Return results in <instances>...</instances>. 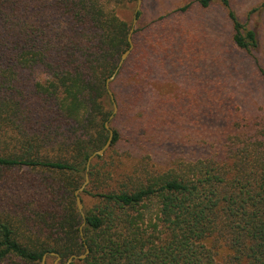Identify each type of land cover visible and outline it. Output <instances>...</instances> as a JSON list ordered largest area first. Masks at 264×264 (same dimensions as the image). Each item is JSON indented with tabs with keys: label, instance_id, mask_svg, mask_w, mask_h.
I'll return each mask as SVG.
<instances>
[{
	"label": "trees",
	"instance_id": "trees-1",
	"mask_svg": "<svg viewBox=\"0 0 264 264\" xmlns=\"http://www.w3.org/2000/svg\"><path fill=\"white\" fill-rule=\"evenodd\" d=\"M131 1L0 0V184L10 187L0 193V264H42L46 253L49 264L52 252L63 261L85 244L87 257L71 264H264V119L227 117L226 126L200 136L194 158L170 148L157 163L145 145H168L153 141L159 117L145 129L132 124L148 90L149 50L161 47L152 41L140 44L134 61L132 51L110 82L118 105L110 119L107 79L130 47L132 28L115 6ZM198 1L208 7L215 0ZM221 2L236 47L257 49V31L230 0ZM123 117L126 129L115 126ZM109 119L110 148L138 141V158L115 163L105 153L92 161L81 193L92 200L84 219L75 192L89 156L109 137ZM21 170L40 178L24 180ZM27 186L34 197L17 192Z\"/></svg>",
	"mask_w": 264,
	"mask_h": 264
},
{
	"label": "rangeland",
	"instance_id": "rangeland-1",
	"mask_svg": "<svg viewBox=\"0 0 264 264\" xmlns=\"http://www.w3.org/2000/svg\"><path fill=\"white\" fill-rule=\"evenodd\" d=\"M230 1L237 17L257 31L260 44L251 52L236 47L232 23L221 0H215L208 7H202L198 0H142L134 26L138 0L115 6L117 14L134 27L132 61L140 55V44L141 47L151 46V41L161 44V47L149 50L144 64L149 70L148 80L144 82L148 90L136 105L141 118L132 122H137L136 130L142 128V124L145 129L153 116L159 117L153 127L158 139L153 141H170L165 145L147 140L145 145L157 158V163L165 161L166 150L170 148L194 158L200 151V136L210 137L217 123L220 128L226 126L227 117L249 114L264 119V79L261 74V70L264 71V0ZM187 4L190 7L186 11L179 10ZM233 98V104L239 106L238 111H233L235 106L228 105ZM158 102L159 106L156 105ZM126 120L123 117L115 126L126 129L129 124ZM137 142L124 138L105 153L109 155V161L115 163H120L122 156L131 161L138 158ZM143 153H146L144 149ZM95 158L92 161L96 163ZM18 173L23 179L27 176L40 178L36 173L24 170ZM0 185V193L10 188L4 179ZM28 189L27 186L17 192L22 198L28 194L34 197V192ZM24 201L29 207L33 202ZM82 202L87 207L92 204L88 194L83 195ZM67 259L57 261V257L52 258L49 264H63Z\"/></svg>",
	"mask_w": 264,
	"mask_h": 264
},
{
	"label": "water",
	"instance_id": "water-1",
	"mask_svg": "<svg viewBox=\"0 0 264 264\" xmlns=\"http://www.w3.org/2000/svg\"><path fill=\"white\" fill-rule=\"evenodd\" d=\"M142 0H138V6L135 12V17H134V23L133 26L135 25L136 21H137V13L139 12L140 9V5H141ZM134 32V27L131 28L130 34H129V42H130V47L122 54L121 60L118 63V67L116 68L115 72L113 73V75L111 77H109L107 79V88H108V93L111 97L112 103H113V113L110 116V119H112L114 117V115L117 113L118 111V105L116 103L113 91L110 88V82L114 79V77L116 76L117 71L119 70V68L124 64L125 60L127 59V57L129 56L131 49L133 48V41H132V34ZM110 119L106 122V128L109 131V137L106 141V143L98 150L94 151L88 158L87 164H86V175H85V181L84 183L76 190L75 194H76V201H77V206L78 209L80 210L83 218L85 219V212H84V205L82 202V198H81V193L84 191V189L86 188V186L88 185V183L90 182V176H89V170L91 167V162L92 160L97 157V156H102L105 154V152L107 151V149L110 147L112 140H113V136H114V131L110 126ZM85 221L83 222V224L81 225V234L83 236V231H82V227L84 226ZM90 252V248L87 244H85V251L83 253L80 254H72L71 256H69V258L67 259V261L63 264H71L72 262L76 261L77 259H83L85 257H87V255ZM52 255H55L57 257V261L60 260L62 257L56 253V252H52ZM46 258H47V253L44 255L43 260H42V264H46Z\"/></svg>",
	"mask_w": 264,
	"mask_h": 264
}]
</instances>
